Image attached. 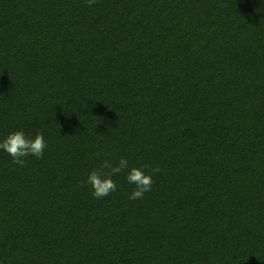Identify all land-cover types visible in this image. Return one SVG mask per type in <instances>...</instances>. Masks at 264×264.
I'll list each match as a JSON object with an SVG mask.
<instances>
[{"label": "trees", "instance_id": "obj_1", "mask_svg": "<svg viewBox=\"0 0 264 264\" xmlns=\"http://www.w3.org/2000/svg\"><path fill=\"white\" fill-rule=\"evenodd\" d=\"M18 130L46 147L0 150V264H264V0H0ZM121 157L151 191L93 198Z\"/></svg>", "mask_w": 264, "mask_h": 264}, {"label": "clouds", "instance_id": "obj_2", "mask_svg": "<svg viewBox=\"0 0 264 264\" xmlns=\"http://www.w3.org/2000/svg\"><path fill=\"white\" fill-rule=\"evenodd\" d=\"M91 6L96 0H86ZM46 142L42 133H37L34 138H29L23 131H13L8 133L2 141H0V150L5 151L12 157V162L20 167L25 165L23 158L32 155L37 159L42 158ZM99 156V153H97ZM107 169L108 171H104ZM127 170L126 179L129 184L135 185L129 199H143L146 192L151 191L153 179L152 174L159 171V168H153L149 174H145L142 168L131 167L126 158H119L118 163L113 166L109 160L105 159L100 168L93 169L87 175L86 183L92 188V196L95 199H101L109 196L117 190V184L111 178L113 175L119 174Z\"/></svg>", "mask_w": 264, "mask_h": 264}]
</instances>
